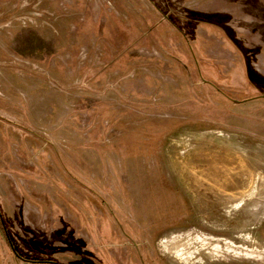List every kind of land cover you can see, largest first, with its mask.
<instances>
[{
  "label": "rangeland",
  "instance_id": "obj_1",
  "mask_svg": "<svg viewBox=\"0 0 264 264\" xmlns=\"http://www.w3.org/2000/svg\"><path fill=\"white\" fill-rule=\"evenodd\" d=\"M0 216V264H264V0H0Z\"/></svg>",
  "mask_w": 264,
  "mask_h": 264
},
{
  "label": "water",
  "instance_id": "obj_2",
  "mask_svg": "<svg viewBox=\"0 0 264 264\" xmlns=\"http://www.w3.org/2000/svg\"><path fill=\"white\" fill-rule=\"evenodd\" d=\"M0 220H1V216H0ZM1 224H2V227H3V229H4L5 235L7 236V239H8V234H7L6 230H5V227H4V225H3L2 220H1ZM51 263L56 264L54 261H51Z\"/></svg>",
  "mask_w": 264,
  "mask_h": 264
},
{
  "label": "crops",
  "instance_id": "obj_3",
  "mask_svg": "<svg viewBox=\"0 0 264 264\" xmlns=\"http://www.w3.org/2000/svg\"><path fill=\"white\" fill-rule=\"evenodd\" d=\"M233 246V245H232ZM239 249V248H238ZM235 250V249H234ZM228 251H233L232 249H229ZM247 251H249V252H246V255L247 256H252L253 254H252V250H247Z\"/></svg>",
  "mask_w": 264,
  "mask_h": 264
},
{
  "label": "flooded vegetation",
  "instance_id": "obj_4",
  "mask_svg": "<svg viewBox=\"0 0 264 264\" xmlns=\"http://www.w3.org/2000/svg\"><path fill=\"white\" fill-rule=\"evenodd\" d=\"M0 222H1V220H0ZM8 241V240H7Z\"/></svg>",
  "mask_w": 264,
  "mask_h": 264
},
{
  "label": "trees",
  "instance_id": "obj_5",
  "mask_svg": "<svg viewBox=\"0 0 264 264\" xmlns=\"http://www.w3.org/2000/svg\"><path fill=\"white\" fill-rule=\"evenodd\" d=\"M4 235H5V232H4Z\"/></svg>",
  "mask_w": 264,
  "mask_h": 264
},
{
  "label": "bare ground",
  "instance_id": "obj_6",
  "mask_svg": "<svg viewBox=\"0 0 264 264\" xmlns=\"http://www.w3.org/2000/svg\"><path fill=\"white\" fill-rule=\"evenodd\" d=\"M243 251V250H242ZM229 252V251H228Z\"/></svg>",
  "mask_w": 264,
  "mask_h": 264
}]
</instances>
